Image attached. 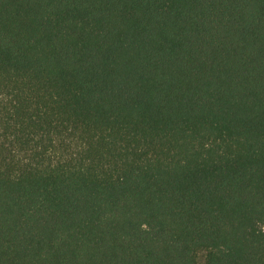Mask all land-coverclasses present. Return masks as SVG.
Segmentation results:
<instances>
[{
    "label": "trees",
    "instance_id": "16d2710c",
    "mask_svg": "<svg viewBox=\"0 0 264 264\" xmlns=\"http://www.w3.org/2000/svg\"><path fill=\"white\" fill-rule=\"evenodd\" d=\"M0 264H264V0H0Z\"/></svg>",
    "mask_w": 264,
    "mask_h": 264
},
{
    "label": "rangeland",
    "instance_id": "374dc122",
    "mask_svg": "<svg viewBox=\"0 0 264 264\" xmlns=\"http://www.w3.org/2000/svg\"><path fill=\"white\" fill-rule=\"evenodd\" d=\"M200 262H203V256H201V258H200Z\"/></svg>",
    "mask_w": 264,
    "mask_h": 264
}]
</instances>
